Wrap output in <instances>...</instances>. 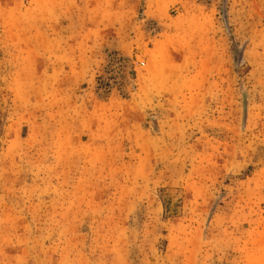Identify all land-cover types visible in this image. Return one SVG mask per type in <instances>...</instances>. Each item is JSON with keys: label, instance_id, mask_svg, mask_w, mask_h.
<instances>
[{"label": "rangeland", "instance_id": "374dc122", "mask_svg": "<svg viewBox=\"0 0 264 264\" xmlns=\"http://www.w3.org/2000/svg\"><path fill=\"white\" fill-rule=\"evenodd\" d=\"M0 264H264V0H0Z\"/></svg>", "mask_w": 264, "mask_h": 264}]
</instances>
